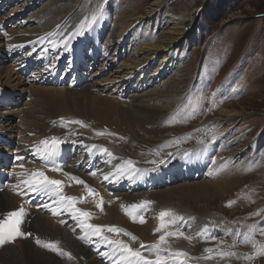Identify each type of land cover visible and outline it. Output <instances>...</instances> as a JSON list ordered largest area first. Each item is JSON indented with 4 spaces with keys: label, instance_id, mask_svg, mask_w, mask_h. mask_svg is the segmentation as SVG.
<instances>
[{
    "label": "bare ground",
    "instance_id": "1",
    "mask_svg": "<svg viewBox=\"0 0 264 264\" xmlns=\"http://www.w3.org/2000/svg\"><path fill=\"white\" fill-rule=\"evenodd\" d=\"M26 1L28 0H24V2ZM101 1L102 0H91L89 11L88 12L86 11L87 13L77 12L76 6L73 4L72 8H69V12L71 11L72 12L67 15V18H66L67 22L64 20H61L62 23L60 22L61 24H58L60 19H57L56 16L58 15H55L56 19L52 18V21H55L57 24L55 23H54L55 25L50 24L48 27H46V25H43L46 28H43V29L37 28L38 30L35 29L37 31H34L32 33L28 32L30 31L28 30L27 32L23 34L19 33L18 35L16 33V30H14L15 28H9L8 31H10V29H13L15 32H12V34L17 35L16 36L17 38L15 40H11L9 42L10 43L14 42L12 44L23 45L24 48H27L26 51L28 50L29 53L32 54L36 52L37 46L40 42V38L38 37L41 34H43L44 32L48 30H51L49 32L51 33V35L48 37L55 42L58 39L61 40L62 34H66L69 31L71 32L77 31L80 23L84 21L85 19L87 23L91 21L92 16L95 15L98 11V8H100L99 10L102 11V15H100L99 18L96 20V22L92 25L93 29H95L96 26H99V22L101 23V20L104 22V17H103L104 14L107 16L109 15L112 18V16L115 14V13H112L113 8L114 9L118 8L119 10H121L120 8H121L122 3H119V1L117 0H110V2L108 3H102ZM167 1L168 0H151L149 4L150 6L146 10L147 16L140 15V16L133 17L134 19H131V20L119 21L118 26L114 29H110L108 33L105 32L103 28H100L98 30V33H95L93 37H91L89 30H92V29L89 27L85 28L87 29L85 31V36L90 41L96 42L101 36H104L105 44L101 45L100 52L106 53V56L103 59H100L96 69L91 71L88 74L89 80L84 85L78 88L70 89L71 91L67 90L66 87H61V86H53V87H40V86L36 87L35 86L34 88H32V90L34 91V94L36 95V99L31 100V102L29 103H26V102L22 103V107L20 109H17L16 107H20L21 102H23L26 99L27 95L26 96L22 95L23 98L21 100V96H20L21 93L16 88L8 89L6 87L5 88L0 87V90L3 89L1 92H3L6 89V90H9L10 93H15L13 100L16 101V103H18L14 107L0 108V117L5 116L6 118V120L2 118L1 123H0L1 137H3L7 142L11 143L14 146L13 148H15L16 146V148L23 150L25 152H28L29 150L33 148L32 147L33 143L27 139L28 136L26 137V140L24 142H21V140L19 142V139H17V136H16V130L19 131L18 136L20 135L22 136L23 131H24L25 133L26 132L36 133L37 135L41 137L40 140L49 138V136L51 135L50 134L51 132L53 133L61 132V130H57L56 125L53 122H52L53 124L51 125V129H54V131L49 129L50 127L47 128L48 121H50V119H54L58 117L57 119L62 121L65 125H67L70 128H73L71 131L72 133L69 134V135H73V137L72 139H69V141L70 140L74 141L75 144L78 145L82 153L86 152L84 154H88V155L90 154L91 148H89V144L94 145V143L99 144L101 142V141H98V137H96V135L100 133L99 130L101 128L97 126L96 129H93L91 128V125L100 124V125H103V127H105V125L107 126L109 125V122H112L110 124L112 127V124L114 125L113 122L116 123L117 120H119V123H121L122 126L119 125L121 128L118 126V130H119L118 132L121 134L123 133L122 131H124L125 133H123V136L126 137L128 142L135 143L134 141H137L140 143L141 140L139 139V136L136 137L135 133L138 131H140V133L143 132V130L145 131V129L140 126V123L143 122L144 120L139 121L140 119L136 118V116L134 115L135 113L134 111L132 113L130 112V110L125 109L124 107L127 106V104L125 101L118 99L119 96L113 98L120 105V106H117V103L115 102L117 107L113 106L112 104L113 102L111 101L113 99L109 98L110 95L117 96L120 94L122 95V93H125L126 95H130L129 99L133 101L134 104L137 102L139 103V101L142 100V98H144V100L146 99L150 100L152 102L151 103L149 101L151 104L150 106H147V107L141 106L139 108V111L137 110L138 112H143L146 117H147L146 114H148L149 117L153 116L155 118L156 117L159 118V116H161L163 112L165 113V111H167L168 109L170 110L172 109L171 115H169L170 117H172L173 115L179 116V117H183L187 115L189 113V108L183 106L182 102H177L174 108L165 107L163 105L156 106V104L157 103L162 104L161 103L163 102L162 100L166 99V97L163 95L166 94V96H168L170 93L177 91L180 88L179 86L180 83L184 80V78L182 79L180 78L177 80L171 79L172 78L170 76L171 71L169 70L170 69L173 70L174 68H177L179 64H181L183 56H184L182 47L188 44L189 40H194L196 38L195 32H193L192 30L193 28L191 29V24L195 21L196 11L198 9L188 10L182 5H170L168 8H166L167 3H168ZM21 2L22 0L17 1L16 6L18 5V7H20ZM69 3H74V1L71 0L69 1ZM0 4L5 5V3H2L1 0H0ZM59 4L61 6L65 5L66 7L67 6L69 7V4H67V2L61 1ZM125 5L127 4H124V7ZM18 7H13V9H11L10 12H4V14L0 15V24H2L3 20L8 17L7 15H10V17H12L13 15L19 12L22 13L21 11H19L20 9H15ZM124 7H122V9ZM60 10H59V13L61 12ZM47 11H48L47 8H43L39 11V13L41 14ZM163 11L166 14L163 13L164 16L159 18L160 13H162ZM71 14H74L73 18L70 17ZM38 15L39 14L35 16L36 20L39 19ZM143 18H147L149 20V22L146 23L145 25H144L145 22L141 23L142 21L141 19ZM136 19L138 22H135ZM46 20L49 21L51 19L46 18ZM70 20H71L70 25L71 24L73 25H71V27H68L64 30V25L65 26L68 25ZM158 21H161V22L158 23ZM34 24L36 25V21ZM41 25L42 24H40V26ZM83 26H86V24H84ZM55 27H58L56 29V32L58 29H60L59 32L57 33L53 32L55 30L53 28ZM1 36L3 35L0 33V39H1ZM44 42L50 45L48 43V40H44ZM59 42L60 41H58L57 43ZM43 50L44 49L37 51L36 55L33 56V59L36 60L37 62L40 61V59L45 55V52ZM91 53H92V50H89L88 54H91ZM71 59L74 60L75 56H72ZM119 63H120V66H118ZM10 64L11 66L13 64L14 66L17 67V65L14 62H11ZM111 66L112 67L118 66V67L111 68ZM10 68L11 67H8V66L0 67V85L7 84V82L10 80H15V82L13 83L14 85L17 84V85L23 86L24 78H22L21 80L20 78H17V76H15V78L12 77L13 69L12 68L10 69ZM16 72L17 71L15 70V73ZM168 76H170L168 80H171L169 81V83H168V80L165 81L166 77ZM202 83L205 85L204 81L202 82L198 81V83L197 81L196 83L193 82L194 89L202 90L204 86L202 85ZM42 86H52V85H42ZM149 87L151 89L144 92V89L145 88L149 89ZM129 88L134 89L135 92L137 93L138 91H142V90L143 91L138 93L137 95L135 94L133 95V93L129 94L130 91L127 92V89ZM153 90H155V92L151 94ZM101 93H109L110 95L105 94L106 98H103V97L100 98ZM94 95H97L98 97H95ZM122 97L123 96H121L120 98L123 99ZM149 97L151 98L149 99ZM55 102L62 103V107L59 108L55 106ZM167 103H166V106H167ZM72 106L78 109L77 114H79L80 118H74L72 117L73 115L72 114L71 118L68 121H63V119H66V118L60 117V116L66 113L65 111L69 110L68 108L69 107L71 108ZM110 107L111 108L114 107V108L112 110L111 109L109 110ZM87 108H91L93 109V111H96L95 115H98V118L93 117V116L92 117L87 116L86 114ZM222 111L223 112L222 113L219 112V114L221 113V115H224V114L227 115L229 113L227 110L226 111L222 110ZM11 112H14V113L12 114ZM17 114H19V116H17ZM34 114L35 115L38 114L40 117H36L34 116ZM18 117L22 119L23 122L22 121L16 122V119ZM148 119L146 118V120ZM36 120L40 122L41 124L40 125L35 124ZM77 120L83 121L85 126L72 123V121H77ZM98 121H100V123ZM117 125L118 124H116V127ZM106 132H108V130ZM223 132L224 131H222V133H220L217 136V139L220 140V144H216V145H213L214 143L205 144L207 147V150H206V154L204 158L199 162L198 165H194L192 171L189 172L187 169L185 172L187 174L185 176H182L183 178L197 179L198 177L202 176L205 172L206 176L208 177L206 178L207 181H202V182L196 181V182H191V183L180 184L177 186L169 187L166 190H159L158 188L159 191H157V188H156V190L154 189L150 191H140L138 193L134 192L131 194H124L122 196L116 195L114 196L113 204L109 205V204L103 203V208L104 206L107 208V211H108V214L106 212L107 215L103 214L104 213L103 210L105 209L101 211L100 208L97 207V204L101 201V197L99 194L97 195L96 199L99 197L100 200L95 202L94 205H89L92 203L91 201H94V200L86 199L87 197L86 195L94 194V193H90L89 189H92L94 187L95 189L99 188L97 179L91 173L85 172L84 170H77L71 166L67 168V170L72 173V175H69L70 177L78 176L79 180H82L85 182L84 184H81L78 182L77 183L70 182L67 177L63 176V173L55 176L54 172H50L47 168H44L43 171H45L46 175L47 174L53 175L54 179L64 181L66 185L63 188L65 190L66 195L77 198L76 207L84 209L81 206V204L86 203L88 206H87V209H85V211L91 212L93 210L96 213L98 212L99 214L98 216H100V219L104 217L102 220V223H106L109 225H115L119 228L127 230L128 233L133 234L135 237H137L138 235L141 238L137 237L138 240L131 241L129 238L130 236L128 237L124 235L123 233H120V234L109 233L106 230L104 232L105 235H108L110 238H116V239L127 241L129 242V245L133 249H139L141 243L143 244L155 243L157 241L155 240L157 236L156 234L150 241H148L149 236L151 235L149 233L154 227V223L151 219V214L149 215V212H146L143 215L145 222L138 223L139 220L132 221L131 219L126 217V214L123 213V210L125 208L122 206L128 207L129 205L137 203L141 200L148 201L149 199L152 198L153 200H155L154 201V206L156 205L155 211H158L156 213L157 215L156 217H159V212L161 210H165L163 209V205L164 206L167 205V204H164L163 201H161L162 199H166V198L168 199L172 196L177 195L178 193L180 196L186 195L189 197H196V195L199 196L201 194L204 196H208V197L220 196V195L226 194V192L229 191V189L234 184L236 185V181L239 178L238 176H240L241 173L243 172V169L246 163L240 161L236 163L235 165H232V162H233V159L237 160L239 158V154L245 150V146H242L241 144H239V140L237 139V137H233V139H227L228 133L226 132L223 133ZM87 135L90 139L87 138ZM263 136H264V132L262 133L260 139L263 138ZM18 138H21V137H18ZM81 141L83 143H81ZM86 142H89V143H86ZM33 145H36V144H33ZM129 146L130 144L126 143L122 145L121 147L123 149H126ZM2 148L3 146H1L0 144V152L2 151L1 150ZM109 148L111 147L109 146ZM219 149L220 151L218 152ZM196 150L197 149H194L193 151H191L190 155L195 156ZM118 151L120 152V149ZM222 151L225 152L224 153L225 155L227 154L226 157H219ZM110 152L113 153L114 158H113V161L109 164V167L107 168V171H106L109 174L112 173V170L115 171L116 164H121L125 161V160H120L118 155L115 156V153L113 152L112 148ZM232 152L234 154H232ZM213 154L215 155V158H213V160L211 161V164H214V165L208 169V167L211 164H209V160L207 161L206 158L210 159ZM102 157L103 155L99 154L95 158V160L98 161V158H102ZM117 159L119 160L117 161ZM77 160H78V157L74 158L73 162ZM216 160H218V162H214ZM224 160H227V163L222 166L221 161H224ZM35 161L42 162V160L38 158ZM37 164L38 163L25 164L23 165V168H21L20 166H15L12 172L13 173L16 172L15 177H20V178L26 177L25 179H27L26 175H17V174L25 173V172L30 174L31 172L35 170V166ZM24 169L25 171L22 172V170ZM170 170H172V167L170 168ZM145 172H150V170L145 171ZM104 175L105 173L103 171H100L97 174L98 178L100 179H103ZM22 181L23 180L17 181V183L21 185L20 183H22ZM171 182H174V178L173 180H171ZM199 183L200 185H197ZM85 185H87V187ZM3 191L13 196L15 200L14 202L15 204L11 202V200L8 198L7 195H5L4 197H0V212L4 210L5 203L10 208L8 211L2 212L0 214V219L5 218L7 213L21 208L19 205L20 197H18L14 192L8 191L7 189H4ZM3 191H0V194L3 193ZM101 195L104 196L103 193ZM108 196L110 197V200L108 201H111L112 197L110 195ZM160 205H162V207ZM168 205H171V204H168ZM113 206L116 207L115 209L117 210L116 212L113 210ZM54 207H56L58 210L61 206L55 205ZM50 210H52V208ZM39 217L40 219H38ZM262 217L264 220V215ZM47 218L42 216L41 214L37 215V213L34 210L28 211V213L22 217L23 222L20 225V230L26 234H29V233L31 234L32 232H34L32 233V237L31 235L17 237L14 240V242L7 243L3 246H0V264H86L87 261H88L87 264H104L101 260H99L96 257L97 249L101 248V244L98 240L92 241V239L90 240L88 238H84V239L80 238L81 242L74 245L73 240L78 241L79 233L75 232L72 227H69L68 229L63 228L61 224L57 223L54 220L51 221ZM34 219H38V220H34ZM39 220L40 221L42 220L43 222H40ZM62 221L63 220L59 222L62 223ZM76 222L77 221H75L74 223ZM94 222H97V220H92L93 224ZM47 223L48 225L51 224L54 229H51V228L48 229L49 227H47L48 226ZM60 227L63 229H60ZM64 229L66 231H64ZM200 229L201 228H199L198 230ZM193 231L196 233L197 229H193ZM37 238H39L43 242H55L57 247L61 250V252L65 254L62 255L60 252H53L50 249L43 247L42 244L38 245L36 243ZM185 240H188V239L187 238L170 239L169 243L173 244L172 246L173 249L178 248V250L189 252L186 249V246L188 245L189 241H185ZM205 240L206 239H203V241ZM17 242L19 243L16 244ZM94 243L95 245H93ZM15 244L18 246V251H14L13 250L14 247H10L13 245L15 246ZM181 244H183L182 247L178 246ZM200 244L201 243L198 242L197 245H200ZM192 245L193 244L190 243L191 247ZM76 247H78L79 249H77ZM197 248L198 250L200 249L199 247ZM215 248L217 250V247ZM76 250H79L80 255L76 253ZM73 258H77L78 263L77 262L74 263ZM77 260H74V261H77Z\"/></svg>",
    "mask_w": 264,
    "mask_h": 264
},
{
    "label": "rangeland",
    "instance_id": "2",
    "mask_svg": "<svg viewBox=\"0 0 264 264\" xmlns=\"http://www.w3.org/2000/svg\"><path fill=\"white\" fill-rule=\"evenodd\" d=\"M61 1L67 2V4H69V7L68 6L66 7L65 5L61 6L59 4ZM69 1L71 0H59V2L58 0L56 1L45 0L44 2L39 4V6H36L33 9L27 11L26 15L22 16L21 18L25 20V24L14 26L15 28L14 30H16V33L18 35L19 33L23 34L28 30H30L28 32L32 33L40 28L41 29L46 28L50 24L53 25L57 24L55 21H52V18L56 19V17L57 19H60L58 24H61L62 23L61 20L66 21L67 15L72 12V11L69 12V8H72L73 4L76 6L77 12L84 13L86 11L87 12L89 11L91 0H73L74 3H69ZM117 1H119V3H122L120 8L121 10H119L118 8L117 9L113 8L112 13L115 14L112 16V18L109 15L108 16L106 15L104 17V21L107 18L109 20V23H105L101 20V23L106 24V27L103 29L106 30L107 33L109 32L110 29L116 28L118 26L119 21L131 20L134 19L133 17L140 15L147 16L146 10L150 6L149 4L151 0H117ZM101 2L108 3L110 2V0H102ZM167 2L168 3L166 8H168L170 5H182L188 10L198 9L196 11L195 21L191 24V29L193 28L192 30L193 32H195L196 38L194 40H189V43L182 47L184 56L181 64H179L177 68H174L175 70L174 69L169 70L171 71L170 72V76L172 77L171 79L177 80L180 78L181 79L184 78V80L179 85L180 88L177 91L170 93L168 96L164 94L163 96H165L166 99L162 100L163 101L161 102L162 104L157 103L156 106L163 105L165 107L174 108L177 102H182L183 106L188 107L189 99H191L193 105H195L197 100L199 99V96L202 95L203 101L201 106L198 108V110L194 115H192L191 112H189L187 115L183 117L174 116V115L170 117L169 115H171L172 109L171 110L168 109L167 111H165V113L164 112L162 113L164 116L161 114L159 118L158 117L155 118L153 116L149 117L148 114H146L147 115L146 117L143 112H138V111L141 106L142 107L150 106L151 105L150 100L147 99L144 100V98H142V100H140L139 103L137 102L134 104L133 101L129 99L130 95H126L125 93H122V95L120 94L117 96L110 95L109 93H101L100 98L101 97L106 98L105 94L107 95L109 94L110 95L109 98L112 99L114 97L119 96L118 99L125 101L127 104V106H125L124 108L130 110V112L132 113L134 111L135 112L134 115L136 116V118L140 119L139 121L142 120L145 121L146 118L147 119L149 118L148 120L145 121L146 123L144 121H143L144 123L143 122L140 123V126L143 127L145 131L143 130V132L141 133L140 131L135 133L136 137L139 136V139L141 140L140 143L143 145H141L137 141H134L135 143L128 142L126 137L123 136V133L125 132L122 131L123 133L121 134L118 132L119 131L118 126L119 125L122 126V124L119 123V120H117L116 123L113 122L114 125L112 124V127L110 125L112 122H109L110 126L105 125V127H103V125L99 124V125H91V128L96 129V127L98 126L101 128L99 130L100 133L106 132L108 130V132L106 133H114L118 135V136L115 135L114 137L111 135L107 139L108 144L112 142V147L111 146L110 147L115 153V156L118 155L120 160L126 161V158H128L134 162L137 161L138 163L141 164L140 166L145 165V163L153 159L158 160L159 156L161 157L162 155V149L164 145L162 143L163 142L165 143L170 140V143L174 144L173 141L177 139L181 140L185 132H188V134L186 133L187 134L186 140L189 142L182 141L181 146L190 144V147H195L198 143H203V141L206 142L205 144L207 143L210 144V142L207 141H210V139H213V137H216L215 139H217V136L220 133H222V131L228 133L227 139H233V137H237V139L239 140V144L245 146V150L239 154V158L234 163L232 162V165H235L240 161L245 162L246 164L243 169V172L241 173L240 176H238L239 178L236 181V185L234 184L229 189V191L226 192V194L220 196H214V197H208L202 194L199 196L196 195V197H189L186 195L180 196L178 193L177 195L172 196L168 199L166 198L161 200L164 202V204H167L165 206L163 205V209L165 210L172 209L175 212L183 214L185 217L194 215L195 223L192 225L191 228L197 229V231L199 228L204 227L203 225L205 223L211 221L213 222L218 221L225 223L227 225H231V223H236L240 227L244 226L243 229L246 226V224L243 223L247 221L248 222L251 221L252 225L260 224L259 223L260 219L264 215V136L263 138L260 139L262 133L264 132V0H168ZM124 4H127L128 6L125 5L124 7ZM10 7H14V5L11 4ZM42 7L47 8L48 11L40 14L39 11L43 9ZM122 7L124 8L122 9ZM15 9H21V7ZM99 9L100 8H98V10ZM59 10L61 11L60 13ZM163 13L164 11L160 13L159 18L163 17L164 14H166ZM37 14H39L38 20H36L35 18ZM55 15L58 16L55 17ZM45 17L47 19L50 18L51 19L49 20L50 22L46 20ZM70 17L73 18L74 14H71ZM34 20L36 21V25L39 24L37 25V27L34 24L35 23ZM85 20L82 21L80 25L81 24L88 25V23ZM141 20H142L141 23L145 22L144 25L149 22L147 18H143ZM135 22H138L137 19ZM160 22L161 21H158V23ZM70 23L71 20L68 25L66 26L64 25V30L68 27H71V25H73V24L70 25ZM40 24L42 25L40 26ZM43 25H46V27ZM57 28L58 27L53 28L55 29L53 31L54 33L59 32L60 29H58L56 32ZM14 30L10 29V31H8V34L9 33L11 34H9L7 38L5 37L6 39L3 36H1L0 48H4L3 43H7L5 44L6 46L5 49L11 46V43L9 41L15 40L17 38L16 37L17 35H15L14 38L11 37L13 35L12 32H15ZM50 31L51 30H48V32ZM97 64L93 66L94 70L98 66ZM3 66L11 67L13 69L12 77L15 78V76H17V78H20L22 80V78L17 74V72L15 73L14 65L12 64L11 66L9 61L4 60L2 63H0V67ZM118 66H120V63L118 64ZM118 66H113V67L111 66V68H117ZM170 76L166 77L165 81L168 80ZM169 81L171 80H168V83ZM196 81L197 83L198 81L205 82V85L202 83V85H204L202 90L194 89L193 82L196 83ZM14 82L15 80H10L7 82V84H1L0 87L2 88L6 87L8 89L16 88L18 91H20V93H22V95L25 96L27 95L26 99L23 102H21L20 107H16L17 109H20L22 107V103L24 102L29 103L31 102V100L36 99V95L32 90V88H34L35 86L53 87V86L38 85L28 80L25 81L23 80L24 83L23 86L17 84L14 85L13 84ZM66 89L70 90L68 88ZM150 89H151L150 87L149 89L145 88L144 92ZM142 91H138V93ZM127 92H129V94L133 93V95L138 94L132 88L127 89ZM154 92L155 90H153L151 94ZM94 96L98 97L97 95ZM121 96H123L122 97L123 99L120 98ZM150 98L151 97H149V99ZM111 101L113 102L112 103L113 106L115 107L120 106L116 100L113 99ZM115 102L117 103V106ZM17 104L18 103L14 102L10 105L9 104L0 105V108L14 107ZM55 106L60 108L62 107V103L55 102ZM113 108L114 107L112 108L110 107L109 110L110 109L112 110ZM188 108L190 111L191 108L190 107ZM68 109L69 110H66L65 111L66 113H64L60 117L67 118V117H71V115L73 114L72 117L80 118L79 114H77L78 109H76L73 106L71 108L69 107ZM222 110L225 111L227 110L229 113L227 115L226 114L221 115V113L223 112ZM219 112L221 113L219 114ZM11 113L13 114L14 112ZM95 113L96 111H93V109L91 108L86 109L87 116H91V117L93 116L98 118V115H95ZM17 116H19V114H17ZM34 116L40 117L38 114L37 115L34 114ZM2 118L6 120L5 116L0 117V123ZM57 118L50 119V121H48L47 123L48 125L47 128L50 127L49 129H51V125L53 124L52 120H55ZM170 120L173 122H168ZM21 121L23 122V120L20 119L19 117L16 119V122H21ZM35 122H36L35 124L37 125L41 124L37 120ZM98 122L100 123V121ZM116 124H118L117 127ZM51 130L54 131V129ZM18 132L19 131L16 130V136L17 139H19V142L20 140L21 142H24L27 136H28L27 139L31 141L33 144H37L40 141L41 137L36 133H28V132L25 133L23 131V135H24L23 137V135L18 136ZM189 132H193L192 133L193 139ZM103 135L101 136L103 138H100L99 135H96V137H98V141H100V139L101 140L105 139ZM18 137H21L22 139ZM126 143H129L130 146L127 147L126 149H123L121 146ZM152 146H154L153 150H150V147ZM119 149L120 152L118 151ZM147 149L149 150L146 151ZM154 150L157 151L159 155H157V153L155 155ZM224 153L225 152L222 151L219 157H226L227 154L225 155ZM232 154L234 153L232 152ZM150 156L154 158L152 159ZM119 159H117V161ZM161 159L163 158L161 157ZM196 181L202 182V181H207V179L203 177H200L198 179H180L177 180L176 182H171L164 185L163 187H160L159 190H166L172 186H177L180 184L191 183ZM197 185H200V183ZM159 190L157 189V191ZM5 195L8 196V198L11 200L12 203L15 202L13 196L7 192L3 191V193L0 194V197H4ZM103 198L106 199L107 195H104ZM154 201L155 200H153V202ZM230 202H231V206H229ZM155 206H153V211L155 210ZM160 206L162 207V205ZM9 209H10L9 206L5 203V208L2 212L8 211ZM103 209H105L103 210L104 212L103 214L107 215L108 214L107 208L104 206ZM115 209L116 207L113 206V210L116 212L117 210ZM258 210H259V214L252 215L253 213H257ZM2 212H0V214ZM36 213L37 215L41 214L46 218L48 217V215H45L39 211H37ZM150 214L151 213H149V215ZM154 215H156V213ZM54 218L56 219V217ZM103 218L104 217H102L100 221H102ZM38 219H40V217ZM38 219H34V220H38ZM47 219L52 221V219L49 217ZM255 220L258 221L256 222ZM40 222L43 221L41 220ZM262 222H263L262 225H264L263 219ZM94 224H97V222H94ZM47 227H49L48 229L50 228L54 229L51 224H49ZM60 229L63 228L60 227ZM154 229L155 228L153 227V229L150 231L149 234L151 235L149 236L148 241H150L155 236L156 233L154 232ZM64 231L66 230L64 229ZM226 231L231 239L236 237V236H232L233 235L232 230L226 228ZM237 231L238 229L235 230V232ZM262 231H264V227H261L259 230H257L254 235V241L257 245V249L256 247H253V243L251 242L249 243H243L241 241L229 242V240H226V244L224 242L220 243L219 245L222 248L228 249L227 252L230 251L235 253V255H226L225 257L223 256L224 258L220 261V263L221 264H264V255L257 254L259 246L264 245V235L260 234V232ZM32 233H31V237H32ZM137 237L141 238L138 235ZM220 240L221 238L218 237V241ZM73 241H74V245L80 243L79 241L76 240ZM198 242H200L201 244L197 245ZM236 242H238L239 244H235ZM18 243L19 242H17L16 244ZM190 243L193 244L192 247L190 246ZM230 243H232L233 245H230ZM16 244L15 246L14 245L10 246V247H14L13 248L14 251H18V246ZM169 246L173 248L172 243H169ZM178 246L182 247L183 244ZM197 247H199L200 249L198 250ZM215 247L216 246L209 245L207 240L205 241L195 240L193 241V243L192 241H189L188 245L186 246V249L187 251H189L187 253L190 254H202L205 252L206 248H210L213 251L212 254H214L216 252ZM76 248L79 249L78 247ZM174 249L178 250V248H174ZM76 253L79 254L80 253L79 250H76ZM249 256H251L252 258L248 259L247 257ZM74 260H77V258H73V262L78 263V260L77 261ZM207 262L205 263L216 264L212 260H209Z\"/></svg>",
    "mask_w": 264,
    "mask_h": 264
},
{
    "label": "snow or ice",
    "instance_id": "3",
    "mask_svg": "<svg viewBox=\"0 0 264 264\" xmlns=\"http://www.w3.org/2000/svg\"><path fill=\"white\" fill-rule=\"evenodd\" d=\"M102 15V11L98 10L95 15L92 16L91 21L88 22L89 28L96 22V20L99 18V16ZM59 27V26H58ZM84 31L79 30L77 32H67L66 34H62V38L59 43L51 40L49 37H43L40 38V42L43 43L44 40H48V43L50 44L51 48H59L61 44L64 48H68L70 43L76 39L77 36L83 35ZM11 47H23V45H14ZM35 50V49H34ZM43 51H47V49H44ZM31 54V53H29ZM203 101V96L200 95L199 99L197 100L196 104L193 105L192 100L189 99L188 101V107L191 108V114L194 115L198 108L201 106ZM214 103V100H213ZM173 122V121H168ZM72 123L80 124L81 126H85L83 121H72ZM102 134V133H98ZM215 137H213V140ZM181 142L179 139L173 141V143H179ZM60 143L58 138H52L49 140L48 138L42 139L39 141L38 144L34 145L31 149L32 155L42 161H45L47 163H51L52 159L56 157L57 155V149L58 144ZM81 143H83L81 141ZM93 148H96L97 145H92ZM103 153L107 154L109 157H113V153H111L107 148L102 149ZM159 155V153H157ZM188 153H185V156H188ZM169 157H171V153L168 154ZM114 158V157H113ZM25 157L17 156V161H23ZM153 164L158 165H164L168 163L167 159H160L158 162L156 160L151 161ZM21 168H23V164L21 163L19 165ZM52 171H62V169L53 166ZM153 171L155 169H152ZM142 171H148L143 170L140 168H137L135 165V162L131 159H128L124 161L121 164H118L115 166V171L113 173H110L109 175H105L104 179L108 180L110 176H132L136 173L142 172ZM92 175H95V172L91 173ZM17 175H26L27 179H24L22 181V184L26 187L27 191L31 194H34L36 196H42L47 197L54 205H60L61 209L64 211H67L73 219L78 221L77 227L84 232V236L80 237L81 239L84 238H94L95 240H98L101 245L103 246H110L112 248L113 252V258H112V264H188V260L192 259V257L189 256V254L183 250H176L172 251L169 248L163 247L167 244V240L169 237H182L183 232L182 231H168L170 225H177L180 223H184L187 225L189 223L188 220L185 219L184 216L178 215L175 212H173L170 209L161 210L159 212V219L160 224L159 226L154 229V232H163L162 235L159 236L158 240L153 244H143L141 243L139 249H133L128 243H126L124 240L116 239V238H110L108 235H105V230L109 233H116L120 234L123 233L124 235L130 236L133 241L137 239L133 234L128 233L127 230L119 228L115 225H97L90 223V220L92 219L91 213L85 210H82L78 207H76V197L71 196H65L63 192V182L58 179L50 178L48 175H46L45 171L43 170H35L28 173H20ZM69 175V174H66ZM71 179L76 180L78 183L84 184L85 182L82 180H79L75 176H71ZM20 185L18 184L17 187ZM87 187V185H85ZM90 193H94V189H89ZM151 201H143L140 204H133L130 206V209L128 207L122 206L125 208L126 213L133 218L135 221L137 216H139V222L144 223V217L142 215V212L145 211L150 205ZM231 206V202L229 204ZM43 207L47 208L49 207L48 203H45ZM97 207L100 208V210H103V201L101 200ZM52 211L54 213L57 212V208L53 207ZM259 214V210L257 213H253L252 215ZM25 215L24 209L21 206L20 209L11 211L6 214L5 218L0 219V246H3L9 242H14V240L17 237H23L26 234L20 230V225L23 222L22 217ZM63 223V221H62ZM261 227H264L262 224H253L247 226V232H240L237 231V235L241 237V242L243 243H253V247H257L253 237L257 230H259ZM75 231V229H73ZM203 231H207V226H204ZM261 235H264V231L260 232ZM187 239H191V237H185ZM36 243L38 245H41L45 248L50 249L53 252H60L62 255L65 253L61 252V250L57 247L55 242H43L39 238L36 239ZM206 252H212L210 249H206ZM147 253V254H145ZM258 255H264V245H260L258 252ZM70 255V254H69ZM219 255L225 256V255H235L233 252H219ZM154 256V259L152 258ZM205 258H210L205 257ZM248 259H251L252 257H247Z\"/></svg>",
    "mask_w": 264,
    "mask_h": 264
}]
</instances>
